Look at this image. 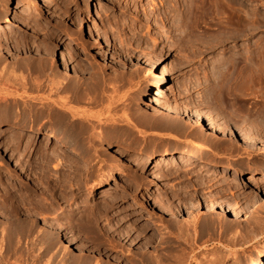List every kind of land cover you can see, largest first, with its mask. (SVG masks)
I'll return each mask as SVG.
<instances>
[{
    "label": "rangeland",
    "instance_id": "1",
    "mask_svg": "<svg viewBox=\"0 0 264 264\" xmlns=\"http://www.w3.org/2000/svg\"><path fill=\"white\" fill-rule=\"evenodd\" d=\"M19 1L0 0V75L18 77L8 84L0 76V119L19 117L65 136L85 162H72L56 145L42 143V135L7 127L0 138V264H264V194L240 204L248 177L264 173L257 170L264 167V142L244 144L234 131L264 139V0H236L247 22L186 27L159 22L160 0ZM40 58L55 59L60 72L80 80L106 78L112 103L71 104L83 115L109 107L99 122L92 118L98 124L55 129L56 116L42 100H31L47 89L17 83L38 77L22 67ZM166 106L175 116H149ZM181 112L201 113V130L184 124ZM208 120L229 136L207 128ZM67 130L83 134L74 143ZM96 130L103 138L93 136ZM170 164L181 170L177 179L167 177ZM164 182L171 184L169 200L157 205L150 194ZM188 213L221 234L161 244ZM235 218L241 235L230 245L224 236ZM20 224L32 227L15 234Z\"/></svg>",
    "mask_w": 264,
    "mask_h": 264
},
{
    "label": "bare ground",
    "instance_id": "2",
    "mask_svg": "<svg viewBox=\"0 0 264 264\" xmlns=\"http://www.w3.org/2000/svg\"><path fill=\"white\" fill-rule=\"evenodd\" d=\"M40 1H42L41 3H45V2H48L50 0H40ZM235 3H236V0H160L159 3H158L159 4V8L158 9H160V11H159V14L157 15V16L160 15V17H158L160 19H158V18L157 19L160 20L159 22H161L162 24H169L170 27H172L173 25H177V24H178V26L181 25V27H186L189 24L190 25L191 24H200V23L206 22V21L207 22H212V23H217V24H223V23H226V22L227 23L244 22V21L247 22V20L250 19L249 18L250 16L248 17V16L245 15V17L243 19H241L238 16L237 12H236ZM21 5H22V3L19 4V5L17 4L16 7L19 8ZM22 10H24V9H22ZM22 10H20V12ZM250 10H252V9L250 8ZM222 13L227 15L226 17L223 16L224 19H222L223 17L221 18V16H222L221 14ZM190 15H191V17H190ZM16 17H18V16H16ZM154 21H157V20H154ZM248 22H250V21H248ZM154 23H156V22H154ZM77 25H76V27H77ZM78 28H80V26ZM79 30H81V28ZM79 30H78V32H79ZM82 33H84V32H82ZM79 34H78L79 35L78 37H80V36L82 37L81 31H80ZM235 34H237V33H232L233 36H235ZM81 40H82V38H81ZM86 41H88V40H86ZM16 42L19 43V40H17ZM4 55L5 54L3 52V49L0 46V56L2 57ZM1 57H0V61L2 60ZM40 59L41 60H37L36 63H33V60L32 61L30 60L29 62H26V63L23 62V67L22 68L30 69V70L35 71L34 73L36 75L33 78H35L37 76L38 77L41 76L42 80H39L38 77H37V78L32 79V80L29 79L30 81H26L25 77L22 76V77H19V80L17 81V83H19V85L23 86V87L25 86V84H27L29 89L31 88L32 90H38V91L39 90H41V91L43 90L44 91V89L45 90L47 89L48 92H47V95L45 97H32L31 100H42L43 104H44V107L46 108V111L48 112V115L50 116L51 114H54V116H56V118L54 120L55 129H59V130L63 129V130H65L68 127L69 128L72 127L73 129L75 128V130H76V126L78 124H80V125L83 124L82 126L85 127V125H86L87 128H88V126L90 128L92 123H93V122L91 123L92 118H96L97 122H99L101 120V118H100L101 115H103L105 112H109L110 108L109 107H104L103 110L101 112H98L96 115H87V114L83 115V114L79 113V111L75 107H73L71 105L72 103H76L77 104V103L86 102V101L88 103L93 104V105H102L107 100L110 103H112L113 102L112 101L113 98H111L110 95H107L106 92H104L105 91L104 86L106 87V85H105L106 84V80H105L106 78L104 76H102V74H101V77H97L96 76L97 78L95 77L93 80H91V78H92V77H90L91 75L89 76L90 78L89 77L87 78V79H90V80H87V79H81L80 80V78L77 79L75 76H73L71 72H65V71L64 72L63 71L60 72L58 70V68H56L55 61H53L55 59L50 58L48 61L47 60L45 61L44 58H40ZM26 60L27 59H25V61ZM38 61H40V62H38ZM148 70H149V68L145 69V71H148ZM10 72H13V71H10ZM10 74L12 75V73H10ZM152 74L154 75V84L158 85V82H159V79H160V76H159L158 72L157 73L156 72H152ZM160 74H162V73H160ZM15 76H16V74H15ZM15 76L12 75L10 77V76L6 75L5 78H3V77L2 78H3V80L5 79L4 81H6V83L8 82V84H10L11 81L9 82V80L11 78L14 81H16L15 79L18 78V77L15 78ZM14 81L11 82V83H14ZM27 85H26V88H27ZM155 85H153V86H155ZM26 88H25V90H26ZM16 89H17V87H16ZM8 90H10V89L8 88ZM155 90H157V91L154 92V95L155 96H159L160 95V90H158L157 87H156ZM23 92H24V90H23ZM25 93H27V92H25ZM61 93H64L65 95L64 96H59ZM8 94H9V92H8ZM2 95H5V94H2ZM9 96H11V95H9ZM53 96H57V97L59 96V98L55 99V98H53ZM13 97H15V96H13ZM17 97L23 99L25 97V95L18 94ZM26 97H28V96H26ZM160 97H162V96H160ZM9 99H7V102H8ZM29 100H26V104H27V101H29ZM153 101H157V99L154 98ZM12 102H15V101L13 100ZM23 102H24V100H23ZM12 108H13L12 103L11 104L9 103L7 105V109L10 111V110H12ZM134 112H135V114L142 113V112L138 111V109L135 110ZM194 112H187V113L181 112L180 115L182 116V120L184 121V124L190 126L191 128L201 130L200 127L203 126L202 123H201V119L203 117L201 116V113H199L200 114L199 115V114H195L196 112L195 113ZM153 114L149 115V116L150 117H152V116H154V117L155 116L173 117V116H175L176 112H175L174 108L166 106L164 108V110L155 111V113H153ZM145 115L147 116L148 114H145ZM113 119L114 118H112V117L111 118H106V120H104V122L105 121H111ZM97 122L94 121L93 125L96 124ZM164 124L166 126H172V125H170V122H168V121L166 123H164ZM7 127H11L12 129H21V130H24V131H29V132H32L34 134H37L38 137H40L42 135V138L40 139V141L42 143H44L46 145H48V144H54V146L56 145L57 147H59L61 149L62 154H64L65 156H70V160L72 162H75L77 164H84V162H85L82 159L83 157L81 158L79 156L78 151L73 146L70 145L69 141L63 135L44 133L43 128H41L39 126H36L35 124H32L30 122H26L25 120H22V118L16 117V118H2V119H0V138L5 134ZM207 128L212 130L214 133L219 134L220 136L221 135L222 136L223 135L224 136H226V135L229 136V131L227 129H225L223 126H221L220 124L214 122L213 120H208V127ZM94 129H96V128H94ZM203 129H204V127H203ZM71 130H70V132L68 130L67 131L69 133H72ZM75 130H74V134L73 133H72L73 135L71 134L72 136H74L73 137L74 139L72 140V141H74V143L77 141L76 139L81 134H83V133L80 134V132H76ZM234 131L236 132V136L238 137V139L240 141H242L244 144H248V145H253L254 144L255 145L256 142H260V141L264 142L263 138L252 136L247 131H244L243 129L237 128ZM84 133H86V132H84ZM93 136H96V137H99V138H103L102 132L100 134L97 130H96L95 133L93 132ZM257 151L255 150V153L260 154L259 153L260 151L259 152H257ZM1 158L3 159L4 157L2 156ZM7 159H8V157H7ZM52 159H53V157H52ZM165 169H166V167H165ZM257 170H261V171L264 172L263 164H259V166L257 167ZM168 171L169 172H168L167 177L169 176L171 179H177L180 176V173H181L180 168L178 166H176V165H173V164H170V166L168 165ZM167 180H169V179H167ZM248 182L250 183V185H249L250 187L247 189L246 194L244 193L245 194V198L243 196L244 199L240 202V204H242L243 206H250L254 202L255 198L257 197V192H260V193L262 192L264 194V173H262L258 178H255L254 176H249L248 177ZM162 185H163V186H161L162 188H160L158 190H154L150 194V196L153 197V199H154V203L157 204V205H160V204L164 203L170 196L171 184H169L167 182V184L165 183V184H162ZM106 191L107 190H104V194H106V193L107 194L108 193L112 194L111 190L109 192H106ZM91 208H93V207H91ZM241 208H244V207H241ZM222 209H223V207H222ZM228 209H231V208H228ZM92 210L103 212V211H106L107 208L106 207H95ZM196 214L189 215V213H188L187 214V215H189L188 218H184L181 222L178 221L179 223L177 222V224H175L176 226H174V228H172V230H170L169 232H166V234L163 235L162 239H160L161 244L165 245L167 243L174 242L176 240H182V239L185 240L186 238L187 239L191 238V239L197 240V239L202 238L205 234H209L207 240H205V241H208V240L211 241V239H213V237H217L219 234H221L220 231H218L217 229L216 230H211V227H209L210 225L207 226V225L198 224V218H197ZM260 218H261L260 216L257 217L258 220ZM241 219H243V218L241 217L239 219L240 222H241ZM253 220H252V222H253ZM235 221H237V222H235V224H233L234 225L233 228L228 230L229 232L227 231L228 233H226V235L224 236L225 241L227 242V244H230V245H234L237 242V240L240 237V235H241V233H240L241 232V228L239 226L240 222L238 221V219H236ZM25 226L27 227V225H25ZM20 227H21V224H20ZM31 227L32 226H30V228H28V229L27 228L24 229L23 225H22V227L19 228V230H16V231L14 230L13 232H15V234L28 233L29 229H31ZM4 230H6V229H4ZM10 231H11V228H10ZM2 232H4V231H2ZM258 235H259V233L254 234L255 240L259 238ZM9 236L10 235H8V237ZM12 236L13 235H11L10 237L13 238ZM74 240H75V238H74ZM9 241H11V239ZM68 243H70V241ZM163 245H161V246H163ZM204 245H206V244H204ZM262 245H264V239L262 241ZM75 246H76V248H79V247H77V245H75ZM206 247H208V246H206ZM206 247H204L203 249H205ZM224 247H225V245H224ZM39 256H41V255L39 254ZM151 260L152 259L149 260L150 264L154 262L153 260L152 261ZM255 264H257V263H255Z\"/></svg>",
    "mask_w": 264,
    "mask_h": 264
}]
</instances>
